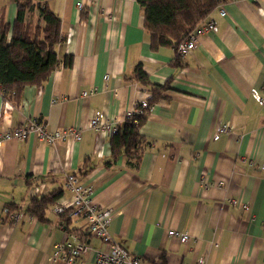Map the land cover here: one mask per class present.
<instances>
[{
  "label": "crops",
  "instance_id": "crops-1",
  "mask_svg": "<svg viewBox=\"0 0 264 264\" xmlns=\"http://www.w3.org/2000/svg\"><path fill=\"white\" fill-rule=\"evenodd\" d=\"M36 1L61 18V65L42 86H26L18 103L0 93V133L37 119L50 129L79 128L81 138L0 142V206L22 213L16 224L0 217V264H62L50 256L72 231L92 247L85 258L94 264L105 244L84 218L54 211L72 198L69 174L92 185L94 203L115 209L110 233L146 263L264 264V105L254 96L264 97V0H220L208 17L218 30L182 65L175 48L151 47L137 0ZM16 14L15 0H0V17L13 23ZM140 63L151 83L170 87L147 114L140 132L150 143L133 166L125 154L113 159V134L89 122L100 110L121 126L150 99L149 86L130 77ZM221 122L231 132L216 137ZM55 191L62 195L45 220L28 212L32 198ZM171 229L190 232L189 241Z\"/></svg>",
  "mask_w": 264,
  "mask_h": 264
},
{
  "label": "trees",
  "instance_id": "trees-1",
  "mask_svg": "<svg viewBox=\"0 0 264 264\" xmlns=\"http://www.w3.org/2000/svg\"><path fill=\"white\" fill-rule=\"evenodd\" d=\"M144 8L145 29L151 47H173L185 40L189 33L204 22L217 7L220 0H137ZM17 14L10 23L0 17V93L5 99L17 103L28 85L42 86L50 75L61 65L57 46L65 41L61 18L47 5L36 0H15ZM178 52V50H177ZM182 56L177 53V65H182ZM72 56L66 55L65 66L72 64ZM133 80L149 86L152 95L149 105L164 96L170 82L155 84L149 81L148 74L138 64ZM151 109H144L128 115L118 131L112 135V158L125 154L130 165L138 166L141 153L150 141L140 132ZM55 191L39 198H32L28 212L40 220L46 219V212L61 197ZM16 204H9L8 210H18ZM65 210L60 214H68ZM78 233V232H77ZM81 235V234H80Z\"/></svg>",
  "mask_w": 264,
  "mask_h": 264
},
{
  "label": "built area",
  "instance_id": "built-area-1",
  "mask_svg": "<svg viewBox=\"0 0 264 264\" xmlns=\"http://www.w3.org/2000/svg\"><path fill=\"white\" fill-rule=\"evenodd\" d=\"M234 1V0H233ZM257 1V0H255ZM82 7V3H79ZM222 15L226 14V10L221 7ZM218 25L213 19H206L200 25L195 27L178 45V53L184 57L190 53L199 43L200 38L207 32L217 31ZM108 76H106V79ZM97 92L96 88L84 91V96H90ZM255 98L260 104L264 105V97L259 91H254ZM152 108L149 105V100H142L136 107L129 112L131 115L135 112H141L144 109ZM104 114L97 110L89 122V126L96 130H102L109 134H114L118 131L119 124L117 121H104ZM231 127L229 123L221 122L215 134L218 137L222 133H230ZM35 135L40 141L54 145L59 140H65L68 136H73L75 140L81 138V130L76 127L65 129H50L47 125L37 119H30L27 122L0 133V142L2 140L17 139L25 140L28 137ZM206 183V179H202V184ZM66 187L72 192V198L69 202L57 205L54 211L62 213L65 210H70V216L76 218H84L88 223V231L94 236L98 237L105 247L96 250V260L94 264H149L143 261L141 257L136 256L121 245L109 231V226L115 214L113 207L100 206L93 201L94 189L91 184L83 183L75 174H69L66 177ZM234 203L239 200H233ZM246 210L250 209L249 204H244ZM5 213L12 224H16L22 217V213L18 210H5L0 206V217ZM170 235L179 237L183 243H187L190 239V232L180 230H169ZM92 247L81 237L77 232H69L67 236L55 244L53 253L50 256L52 263L60 262L62 264H89L85 258V254L90 251ZM195 264H207L204 258H198Z\"/></svg>",
  "mask_w": 264,
  "mask_h": 264
}]
</instances>
